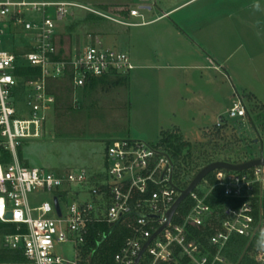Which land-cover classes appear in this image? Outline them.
<instances>
[{
  "label": "built area",
  "instance_id": "obj_1",
  "mask_svg": "<svg viewBox=\"0 0 264 264\" xmlns=\"http://www.w3.org/2000/svg\"><path fill=\"white\" fill-rule=\"evenodd\" d=\"M76 10L122 24H138L74 0H0V24L7 18L26 33L31 44L29 50L19 54L6 49V31L0 25V135L5 138L0 146L13 156L7 164L0 162V222L16 224L17 232L5 235L6 245L20 250L25 258L0 264H71L56 253L58 244L70 241L78 247L72 264H78L79 248L87 243L96 223H127L130 229L112 264H136L148 241L137 264H183L185 259L188 264H232L223 252L237 235L261 244L255 259L264 264L262 165L244 171H213V180L203 179L189 194L193 203L187 213L180 214L179 206L166 224L169 210L185 187L175 184L174 160L161 146L140 139H111L107 147L108 167L100 173L86 169L54 172L20 163V140L43 135L48 111L56 102L50 78H68L74 87H83L91 78L127 74L135 68L128 52L104 47L98 38L96 44L64 52L57 29ZM130 13L143 17L140 8L131 9ZM21 66L39 68L40 74L20 79L16 70ZM18 88L24 90V103L31 108L28 118L15 117ZM247 114V106L239 96L229 117L242 118ZM225 120L221 116L216 125H225ZM201 183L207 186L205 192L197 191ZM87 187L93 199L81 201V192ZM216 188L231 202L211 205L208 200L217 197ZM31 193L49 194L50 200L38 195L33 205L29 200ZM9 212L11 218L7 217ZM192 228L209 233L206 239L214 250L195 237Z\"/></svg>",
  "mask_w": 264,
  "mask_h": 264
},
{
  "label": "rangeland",
  "instance_id": "obj_2",
  "mask_svg": "<svg viewBox=\"0 0 264 264\" xmlns=\"http://www.w3.org/2000/svg\"><path fill=\"white\" fill-rule=\"evenodd\" d=\"M74 1L89 3L126 22L151 20L177 8L142 26L84 10H76L59 24L58 42L64 52L96 44L98 38L104 47L128 52L134 64L138 55L149 66L127 73L126 86L113 82L103 84L102 92L92 90L84 102L82 87H74L68 78H50L56 102L48 111L43 135L20 140L17 154L22 165L54 172L86 169L100 173L108 167L110 139H140L163 147L162 131L179 135L185 143L180 160L188 161L191 170L188 174L187 169L183 171L181 181L175 177L179 187H185L198 171L196 165L202 168L206 160L239 163L264 156V0ZM104 2L120 5L121 12L101 4ZM144 4L153 9L141 8ZM133 7L140 8L144 17L132 16ZM217 15L220 29L213 34ZM0 25L6 31V49L22 50L30 45L19 26L7 18ZM23 91L17 89L18 118L31 114ZM239 96L248 114L230 118L229 110ZM221 116L226 123L219 128L216 123ZM4 140L0 135V142ZM206 190L203 183L197 188L198 192ZM90 193L84 188L80 200L91 201ZM38 195H29L31 204ZM39 197L50 200L49 194ZM8 233L0 227V260L19 262L17 249L6 245ZM261 248L258 243L248 253L256 258ZM56 253L72 264L78 247L71 241L58 244Z\"/></svg>",
  "mask_w": 264,
  "mask_h": 264
},
{
  "label": "trees",
  "instance_id": "obj_3",
  "mask_svg": "<svg viewBox=\"0 0 264 264\" xmlns=\"http://www.w3.org/2000/svg\"><path fill=\"white\" fill-rule=\"evenodd\" d=\"M19 34L20 33H18L17 36ZM28 42L30 43V41ZM30 46L31 44L28 47H26L25 45V47H23L22 50H18L14 48L12 51L14 53L19 54V53L29 50ZM38 74H40V69L36 67L21 66L16 70V76L20 79L32 78V77L37 76ZM124 79H126V77H123V80ZM223 126L224 125H222L221 127ZM162 135L163 136L161 138V144L168 151V153L171 155L172 159L174 160L175 177H177L178 180L181 181L183 180V177H182L183 171L187 169L186 174H188L190 172L189 170H191L190 169L191 165L188 161L186 162V164H184L180 160L182 151H183V146L185 145V143H183V140L179 135L170 134V133L163 132V131H162ZM12 157H13L12 152L10 150L4 148V146H0V162L1 163L3 164L9 163L12 160ZM214 160L215 159L206 160L203 166L209 164L210 162ZM226 160H230V159H226ZM196 166L198 167V171H199L201 167H199L198 165ZM213 175H214V172L210 173L206 177V179L213 180ZM191 180L192 179L190 178L187 181L185 187L191 182ZM214 192L217 197H211L208 200V202L211 205L215 206L220 201L231 202L230 198H226L222 196L220 188H216ZM192 203H193L192 198L187 197L180 205L178 212L180 214H186ZM0 227L2 228L4 227V229L7 230V232L9 233L17 232L16 224L0 222ZM191 231L195 237H197L200 241L203 242V244H205V246L214 250L213 247H211L208 244V240L206 239V235H208L209 233L204 232L203 229H196V228H192ZM129 234H130V229L128 228L127 223H122L118 225H110L108 223L94 224L90 231V235L88 236L87 243L82 247L80 246L79 248L80 253H79L78 264H112L115 253L120 249V247L122 246L126 237ZM255 241L256 239L251 241L250 246H249L250 248L245 250V246L249 242V237L241 236V235L234 236L229 241V243L226 245L223 253L232 264L233 263L235 264L236 263L238 264H258L255 257L248 253L252 248L256 247V245L258 244V243L255 244ZM16 251H17L16 254H17L18 259L20 261H24L25 258L22 252L20 250H16ZM0 261H3V260H0ZM162 264H168V263H162ZM183 264H188V259H185L183 261Z\"/></svg>",
  "mask_w": 264,
  "mask_h": 264
},
{
  "label": "water",
  "instance_id": "obj_4",
  "mask_svg": "<svg viewBox=\"0 0 264 264\" xmlns=\"http://www.w3.org/2000/svg\"><path fill=\"white\" fill-rule=\"evenodd\" d=\"M150 7V6H147ZM264 166V156H260L258 158H253L251 160L248 161H244V162H239V163H234V162H230V161H226V160H215L210 162L209 164L205 165L203 168H201L197 174L193 177V179L191 180V182L184 188L181 189L180 192V196L178 197V199L176 200V202L173 204L172 208L169 210L167 216H168V222L166 224H168L174 213L176 212V210L178 209V207L180 206V204L189 196V194L194 190V188L203 180L205 179L210 173H212L213 171L217 170V169H227L230 171H244L247 170L249 168L255 167V166ZM55 202H56V206L59 210V213L61 214L60 208H59V203H58V198H55ZM8 218L12 217V214L9 212L7 214ZM164 227V226H163ZM159 231H157L153 237L151 239H153L157 233ZM150 241H148L142 252L140 253L139 257L136 260V264L138 263L144 249L146 248V246L149 244Z\"/></svg>",
  "mask_w": 264,
  "mask_h": 264
},
{
  "label": "crops",
  "instance_id": "obj_5",
  "mask_svg": "<svg viewBox=\"0 0 264 264\" xmlns=\"http://www.w3.org/2000/svg\"><path fill=\"white\" fill-rule=\"evenodd\" d=\"M55 1H60V0H55ZM145 1V0H144ZM147 1V0H146ZM85 4H88V5H90V6H92L91 4H89V3H85ZM101 4H103V5H105V6H112L111 7V9L112 10H115L116 12H121L120 11V9H121V7H119L120 5H118V4H116V5H114V4H112V3H108V2H104V3H101ZM147 6H150V7H147ZM93 7V6H92ZM141 8H146V9H148V10H152L153 9V7L150 5V4H144V5H141L140 6ZM110 8V7H109ZM134 8H136V7H133V8H131V9H134ZM177 8V7H176ZM176 8H173V9H170V10H168V11H166V12H164L163 11V13H162V15H159L157 18H154V19H151V20H147V21H145V20H142L141 22L139 21H135V22H133V23H138L137 25H133V26H142V25H147V24H150L151 22H153V21H156V20H159V19H163V17L164 16H166L167 14H170L174 9H176ZM99 10V9H98ZM102 12V11H101ZM143 14V13H142ZM109 15V14H108ZM111 16V15H110ZM218 16V15H217ZM113 17H115V16H113ZM135 17V16H134ZM143 17H144V15H143ZM115 18H117V17H115ZM87 19V18H86ZM119 19V18H118ZM110 20V19H109ZM113 21V20H112ZM220 21H221V19H219V16L216 18V23H215V25L213 24V26H212V32H213V34L214 33H217L218 31H219V29H220ZM210 56V55H209ZM210 58L212 59L213 58V56H210ZM209 57H208V59H210ZM132 59V58H131ZM135 60H136V64H134L135 65V68H145V67H147V66H149L148 64H146L145 63V58H142V57H140V56H136L135 57ZM133 61V60H132ZM216 67H218V66H216ZM134 68V69H135ZM128 74H130L129 72H128ZM126 77V78H128L129 77V75H128V77H127V74H109V75H105V76H102V77H95V78H91V79H89L88 80V82L82 87V90H83V96H82V98H81V100H82V102H84V101H86V98H87V95L89 94V93H91L92 92V90H94V91H101L102 92V90H101V86L103 85V84H106V83H113V82H116V83H118L119 85H122V86H126V84L124 83V81H127L126 79H124L123 80V77ZM132 79V78H131ZM100 99V98H99ZM78 100V99H77ZM58 102H59V100H58ZM78 102V101H77ZM111 140V139H110Z\"/></svg>",
  "mask_w": 264,
  "mask_h": 264
}]
</instances>
